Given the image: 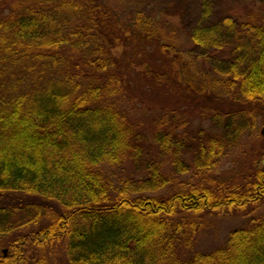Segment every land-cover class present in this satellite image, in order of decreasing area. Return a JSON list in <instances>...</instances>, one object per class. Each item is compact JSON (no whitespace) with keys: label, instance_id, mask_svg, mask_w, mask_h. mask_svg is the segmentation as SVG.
Returning a JSON list of instances; mask_svg holds the SVG:
<instances>
[{"label":"trees","instance_id":"trees-1","mask_svg":"<svg viewBox=\"0 0 264 264\" xmlns=\"http://www.w3.org/2000/svg\"><path fill=\"white\" fill-rule=\"evenodd\" d=\"M149 3L0 0V264H47L40 250L63 242L67 264H264V213L216 249H178L203 214L264 206L262 145L250 174L212 175L264 115V22L194 30ZM236 29L253 35L247 63ZM149 93L151 119L131 122L125 100ZM195 114L215 131L186 158ZM125 159L143 173L115 187L103 166Z\"/></svg>","mask_w":264,"mask_h":264},{"label":"rangeland","instance_id":"rangeland-1","mask_svg":"<svg viewBox=\"0 0 264 264\" xmlns=\"http://www.w3.org/2000/svg\"><path fill=\"white\" fill-rule=\"evenodd\" d=\"M256 0H149V4L152 6L155 5L159 9H163L165 11H174V8H182L186 12V18L188 21V25L194 30H204L209 28H214L215 26L223 34H228L227 28L228 26L224 23V18L227 16H231L236 18L238 22H245L251 18V15L254 14V21H262L264 22V14L256 15V11H258V6H254V2ZM178 20V18L176 19ZM227 26V28L225 27ZM237 33L232 31L230 34L232 35L234 32V36L239 38V42L243 43L244 49L241 51L242 55H246L245 61H249L254 58L255 54L253 53L252 44L253 35L246 30L236 29ZM234 39L232 43L229 44L227 49L224 52L218 53V56L213 58L214 63L219 65L223 61L221 59H226V62L229 59L234 58L239 54L233 51L232 47L234 46ZM230 42V39H229ZM192 54L199 53L200 49L196 46H191ZM252 57V58H251ZM191 59H194L191 55ZM254 60V59H253ZM252 60V61H253ZM152 94L149 93L147 95L137 94L132 97V99H126L125 103L127 108H129L132 113L130 116L131 122H146L151 119V110L149 108H155L156 102L151 100ZM176 99L171 96L170 100ZM164 102V100H162ZM167 102L164 103H168ZM162 103V102H161ZM172 105V104H171ZM263 109V107H261ZM260 108V109H261ZM258 127L256 129V133H245L238 145L232 148L227 155L221 159L220 163L216 168H214L212 175L219 179V177L224 179H231L237 175V173L241 170L243 174H250L253 167H258V162L256 156V150L259 145L264 147V140L261 141L260 130L264 124V115H259L258 118ZM144 128H148L150 133V127L148 124H143ZM148 125V126H147ZM206 129L207 132H214L215 126L210 121V119L202 120L198 114H195V119L193 123L189 126V135L194 140L192 142L193 148H189L190 140L185 143L187 145L186 148V158L194 155V152L198 146V140L204 136L201 135L197 137L196 134L200 129ZM200 132V131H199ZM152 155H159L155 148L152 150ZM190 161V160H189ZM134 162L130 159H125L120 164H105L103 167L108 174V176L112 179L114 186L117 187L120 185L122 178L134 173L132 175L137 176L142 174L143 172L136 170V167L133 165ZM261 165V164H260ZM168 172L171 171V167ZM191 175V174H190ZM190 175H186L187 178ZM6 201H10V198L7 197ZM253 209H246L245 211L233 212V213H212V214H203L202 218H196L198 222H200V228L198 232L195 234V240L192 247H185L182 244L178 246L179 252L182 255V258H187L190 255L192 256L195 252H208L217 247L222 246L226 240L228 239L229 233L237 228L244 225L247 221V218L250 216L262 215L264 213V206H261L254 210L250 215L249 213ZM1 241V240H0ZM8 248L2 247L1 250H7ZM66 243L63 242L61 244L54 246H49L46 250H40L38 254H40L45 260L47 264H67V257L65 254ZM189 254V255H188Z\"/></svg>","mask_w":264,"mask_h":264},{"label":"water","instance_id":"water-1","mask_svg":"<svg viewBox=\"0 0 264 264\" xmlns=\"http://www.w3.org/2000/svg\"><path fill=\"white\" fill-rule=\"evenodd\" d=\"M261 134L264 136V126L261 129Z\"/></svg>","mask_w":264,"mask_h":264}]
</instances>
